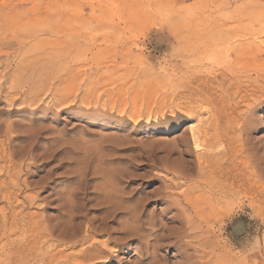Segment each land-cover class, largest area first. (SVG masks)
Returning <instances> with one entry per match:
<instances>
[{
    "label": "rangeland",
    "instance_id": "obj_1",
    "mask_svg": "<svg viewBox=\"0 0 264 264\" xmlns=\"http://www.w3.org/2000/svg\"><path fill=\"white\" fill-rule=\"evenodd\" d=\"M262 22L264 0H0V224L22 221L0 238V264H24L18 249L34 245L26 264H184L210 235L221 254L264 264V80L252 55L264 34L245 36ZM202 85L224 94L232 125L252 123L230 134L258 181L178 246L159 239L179 226L177 208L156 198L173 180L172 198L208 195L193 188L187 116L208 105Z\"/></svg>",
    "mask_w": 264,
    "mask_h": 264
},
{
    "label": "bare ground",
    "instance_id": "obj_2",
    "mask_svg": "<svg viewBox=\"0 0 264 264\" xmlns=\"http://www.w3.org/2000/svg\"><path fill=\"white\" fill-rule=\"evenodd\" d=\"M221 25L223 26V24H221ZM219 30H221V29H219ZM229 31L230 30H228V33H226V36H225L226 38H229V37L231 38L235 34H237L239 36L245 35V34H246L245 36H248L247 34H253L254 36H256V34H258L260 36L261 34H264V22L258 23V26H255V25L252 26L250 31H247L246 33H245L246 30H243L242 32H244L245 34L244 33L238 34V32L241 31L240 29L237 30L238 32L237 31L236 32L230 31V33H229ZM221 34H222V32H221ZM240 38H242V37H240ZM252 38H253V36H252ZM254 38H256V37H254ZM256 53L264 54V47L259 46L258 49L254 53H252L253 61L258 62V66L256 67L257 68L256 69L257 76H258V78H262L264 80V71H263L264 65L262 66V63H264V62H262V58H259V59L257 58ZM250 58H251V56H250ZM246 60H247V58H246ZM246 60L244 58L242 59V61H246ZM242 61L240 62L241 63L240 65L246 64L245 62H242ZM234 68L230 69V73L228 75H225V76L222 75V77L223 78L225 77V80H226V78L230 79L232 77V75H234L236 73V71H234ZM223 73H224V71H223ZM226 73H228V72H226ZM214 77H215V80L217 81L219 76L215 75ZM253 81H254V79H253ZM260 82H262V81H260ZM231 83H234V81H232ZM214 84H215V82H214ZM236 88H238L240 90V98L241 99H245L246 96L249 94L248 89L244 88L243 85H241L238 81L236 84ZM254 90L256 92H259V88H255ZM197 93H199L203 97V99H202L203 102L204 103L206 102L208 105H206V107H204V108L201 107L200 109L196 110L195 115L200 116L202 113L203 114L208 113V112L210 113L214 109H219V112H220V113L216 112V114H215L216 117L214 120H212V119L209 120L211 117H209L208 119H202L201 118L198 120V123H196L197 121L195 122V120H194L195 115H192V113L187 114L188 117H191L193 119V121H191V123L189 125V129H190V132L192 135L191 136L192 140L194 142V149L197 151V154H196L197 155V161L196 162L193 161L194 164L190 167L191 171L195 172V174H196V178H195V182H194L195 185L193 188L196 189L197 187H199V188L201 187L205 192L208 193V195L204 196V193L198 194V195L197 194L193 195L194 193L192 192V190H190L188 192H185L181 196L172 198L173 193H171L170 189L174 186L177 187L179 185L178 182L173 180L172 182H169L164 187V189L162 191L158 192L159 197L156 198V200H160V201L162 200L164 202H169L170 204L174 205L177 208L176 214L178 216V222H179V226L177 227V229L176 230L172 229L173 231H171L169 233L167 232L166 235L158 234L157 236L161 235V237L159 239L168 240V241H171L174 239L173 242L175 244H178V246H184L186 244V242L184 240L185 236H189V237L191 236V237L196 239L199 235L198 236L195 235V233H193L191 230H194V229L199 230V229L203 228L202 227L203 222L205 223V225H206V223L208 224L209 222H211L213 220L214 216H216L217 213L223 209L224 205H226V206H224L226 208V210H227V208H229L231 206L230 205V200H231L230 198L236 197L238 194H240L243 191L244 192L251 191L252 187L258 181L256 178L251 179L250 177L246 176L247 173L245 172V167L248 166V162H247V160H244V159H238L239 155L242 152V148L241 147L238 148L239 147L238 145L240 144V142H239V144H236V142H237L236 138H234L233 135L230 134V133H233L235 130H237L236 127L240 128V129L242 127L243 131L249 132V130L252 127V123L249 122L248 120H246L245 122L239 121L238 123L236 122L235 125H234V123L232 125L231 121L234 120V117H231L229 114H227L225 112L226 110L225 111L223 110L224 108H226V106H225V101H224L225 100L224 94L222 92H219V93L216 92V94H214V92L212 91V88L206 89L202 85V89H198ZM227 93H228V91H227ZM254 95H256V94L254 93ZM219 102L221 103V105H218ZM220 106H221V108H220ZM256 108H258V107H256ZM251 112H252V110H251ZM185 118H186V115L184 113H181L179 115H176L173 119L175 122H177L179 120H184ZM184 142H185V144H188V140H185ZM190 169H188V170H190ZM178 177L183 178V176H181V175ZM2 196H4V195H2ZM7 196H8V194H7ZM122 199H123V197H121V200ZM32 202H34V201H32ZM110 204H112V203H110ZM116 205H118V206H117V208L115 207V209L112 210L113 212L116 209H118V211H119V208L120 209L123 208V207H121L122 203L121 204L120 203L114 204V206H116ZM113 207L111 206L110 209H112ZM127 208H129V207H125V209H127ZM136 208H138V207L135 206V208L133 207V210H128L126 212L133 215V216H136L137 215V209ZM64 210L67 211L66 207ZM120 211H122V210H120ZM186 213H187V215L185 216ZM66 214H68V213H66ZM61 215H63V214H61ZM66 217H68V216H66ZM71 217H70V219H68L66 221L65 225L69 226L68 224H70L71 220H72ZM1 218H2V220H1V224H0V238L7 237V238H9V241L12 242L13 239L10 238V234L13 232V230H11L10 226L15 221L18 225L21 224L22 221H20V217H19V215H17V213H16V216H11V217L9 215L4 214L3 217H1ZM129 218H131V217H129ZM131 219L135 220L134 218H131ZM26 222L28 223V225L31 227L32 230L35 229L36 227H38L36 225L37 223H35L34 221L26 220ZM127 222H129V221H127ZM44 227H45V225H44ZM126 227H127V225H126ZM129 228L132 230L131 227H129ZM64 230H65V228H64ZM210 231H211V229H210ZM197 234H198V232H197ZM35 235L36 234H34V236ZM211 236L212 235H210L208 239L206 238L205 240L200 241V247H194V249H193L194 253H189L187 250L185 252L183 251V254H182L183 259H184L183 263L184 264H249L247 259H245L243 257L238 258L236 256V254L232 253V251H228L225 254H221L220 250L223 248V244L220 243L218 241V239L217 240L210 239ZM142 241H144V240H142ZM22 243H24V242L22 241ZM92 246L94 248L96 247L94 245H92ZM103 246L107 247V243H104ZM34 247H35V245L30 246V247L26 246V248H23V249L22 248L18 249V252L20 255L19 256L20 262L22 261V263L26 264L27 263L26 261H29V259L30 260L33 259V257L37 253V251H36L37 247L36 248H34ZM24 250H26L27 253L23 256L20 253ZM100 251L102 252L101 249H100ZM2 254L3 253H1V255ZM9 256H7V257H9ZM17 257H18V254H17ZM36 258H34V259H36ZM26 259H28V260H26ZM86 260H87V258H86ZM51 261H53V260H51ZM77 262H79V261H77ZM49 263H50V261H49ZM255 263L258 264L259 262L255 261Z\"/></svg>",
    "mask_w": 264,
    "mask_h": 264
}]
</instances>
